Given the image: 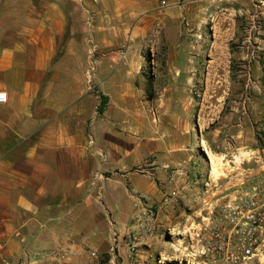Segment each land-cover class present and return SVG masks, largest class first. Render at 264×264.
<instances>
[{"label": "rangeland", "instance_id": "rangeland-1", "mask_svg": "<svg viewBox=\"0 0 264 264\" xmlns=\"http://www.w3.org/2000/svg\"><path fill=\"white\" fill-rule=\"evenodd\" d=\"M26 1L79 11L67 31L76 25L89 46L100 27L141 48L136 84L143 92L135 104L151 141L165 142L181 165L165 169L167 182L156 181L154 197L134 191L133 182L149 184L153 157H137L130 172L102 173V193L87 195L102 207L100 226L111 235L105 251L86 243L90 234L75 241L45 235L41 247L0 264H72L76 255L79 264L118 263L121 217L116 223L107 213L114 202L129 222L120 240L132 255L151 244L158 264H264V0H21L24 7ZM177 181L193 197L173 194ZM223 221L234 223L218 227ZM245 225L246 234L256 233L254 244L247 255L242 237L233 242L241 247L234 262L230 232ZM221 237L227 249L217 248Z\"/></svg>", "mask_w": 264, "mask_h": 264}, {"label": "crops", "instance_id": "crops-1", "mask_svg": "<svg viewBox=\"0 0 264 264\" xmlns=\"http://www.w3.org/2000/svg\"><path fill=\"white\" fill-rule=\"evenodd\" d=\"M29 2L24 7L21 0H0V92L7 97L0 104V258L25 256L45 235L75 241L90 234L86 243L105 251L111 235L100 226L102 207L87 195L101 192L96 184L102 173L130 172L137 157H153L149 184L130 180L134 191L154 197L156 181L167 182L165 169L181 163L167 154L165 142L151 141L135 104L143 92L136 84L141 48L119 43L108 28V39H102L107 31L100 27L89 46L76 25L67 31L79 11H68L62 2ZM101 96L108 100L99 114ZM182 183L177 181L173 194L193 197ZM120 205L107 207L109 218L111 213L117 223V215L122 223L119 261L108 264H158L151 244L132 255L120 240L129 225Z\"/></svg>", "mask_w": 264, "mask_h": 264}, {"label": "built area", "instance_id": "built-area-1", "mask_svg": "<svg viewBox=\"0 0 264 264\" xmlns=\"http://www.w3.org/2000/svg\"><path fill=\"white\" fill-rule=\"evenodd\" d=\"M7 101V97H6V94L5 93H2L0 92V104H5ZM167 202V200L165 201ZM234 223V221L232 222H228V221H223L221 222L220 224H217L218 227H221L222 225H230ZM238 224H236L235 227H237ZM248 227L245 225L244 228H243V231L241 233H237L235 234L234 232H230V234L234 237V239L232 240V247H233V242H236L237 240H239L240 237H242V247L245 245V244H248V250L246 251V254H250L251 250H250V246H253L254 243H251V240L256 236V233L252 231V229L250 230V232L248 234H246L245 232L247 231ZM220 231H217L216 233H219ZM229 234V233H228ZM218 235V234H217ZM228 237V236H227ZM222 237L220 238V241L218 242L219 245L217 246V248L219 250H221L222 246H224V248L227 246L223 245L222 244ZM228 243H229V238H228ZM220 247V248H219ZM234 249H236V252H237V255L235 256V261L239 260L240 256H241V247H233ZM227 249V247L225 248ZM95 254L92 253V256H94ZM192 263V262H191ZM3 264H9L7 262H4Z\"/></svg>", "mask_w": 264, "mask_h": 264}, {"label": "trees", "instance_id": "trees-1", "mask_svg": "<svg viewBox=\"0 0 264 264\" xmlns=\"http://www.w3.org/2000/svg\"><path fill=\"white\" fill-rule=\"evenodd\" d=\"M107 100H108L107 97L101 96L100 103L97 109L99 114H102L104 112L105 106L107 104Z\"/></svg>", "mask_w": 264, "mask_h": 264}]
</instances>
